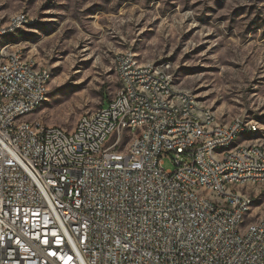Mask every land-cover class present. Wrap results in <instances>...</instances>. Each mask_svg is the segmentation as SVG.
Here are the masks:
<instances>
[{"label":"built area","instance_id":"obj_1","mask_svg":"<svg viewBox=\"0 0 264 264\" xmlns=\"http://www.w3.org/2000/svg\"><path fill=\"white\" fill-rule=\"evenodd\" d=\"M32 22L0 21V264H264L262 127L220 123L130 50L71 132L29 120L50 72L5 41Z\"/></svg>","mask_w":264,"mask_h":264},{"label":"rangeland","instance_id":"obj_2","mask_svg":"<svg viewBox=\"0 0 264 264\" xmlns=\"http://www.w3.org/2000/svg\"><path fill=\"white\" fill-rule=\"evenodd\" d=\"M33 22L5 42L50 72L47 99L29 120L71 132L119 83L115 57L166 63L174 87L220 123L244 116L264 138V0H0V21ZM173 156L163 169L173 170ZM264 205V195L255 212Z\"/></svg>","mask_w":264,"mask_h":264}]
</instances>
